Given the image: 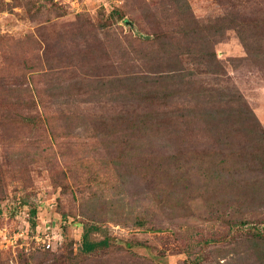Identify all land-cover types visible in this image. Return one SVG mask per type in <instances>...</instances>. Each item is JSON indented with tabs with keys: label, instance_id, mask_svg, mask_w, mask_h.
Wrapping results in <instances>:
<instances>
[{
	"label": "rangeland",
	"instance_id": "374dc122",
	"mask_svg": "<svg viewBox=\"0 0 264 264\" xmlns=\"http://www.w3.org/2000/svg\"><path fill=\"white\" fill-rule=\"evenodd\" d=\"M0 264H264V0H0Z\"/></svg>",
	"mask_w": 264,
	"mask_h": 264
},
{
	"label": "trees",
	"instance_id": "16d2710c",
	"mask_svg": "<svg viewBox=\"0 0 264 264\" xmlns=\"http://www.w3.org/2000/svg\"><path fill=\"white\" fill-rule=\"evenodd\" d=\"M218 66L219 65L215 66V70H214V72L217 74L222 73V71H220V66L219 67ZM234 103H235V101H234ZM230 109H232V108H230ZM213 112L216 113L215 115H217V116H221V115L225 114V111L221 110L220 108H218L217 110H215ZM103 245H106L105 242H101V243H97V244L90 242L88 232H86L84 234V236H83V251H84V253H91L95 249H97L98 247L103 246Z\"/></svg>",
	"mask_w": 264,
	"mask_h": 264
}]
</instances>
